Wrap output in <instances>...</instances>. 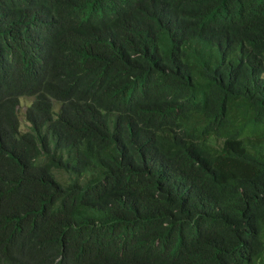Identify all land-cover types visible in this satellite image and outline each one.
Here are the masks:
<instances>
[{
  "label": "trees",
  "instance_id": "trees-1",
  "mask_svg": "<svg viewBox=\"0 0 264 264\" xmlns=\"http://www.w3.org/2000/svg\"><path fill=\"white\" fill-rule=\"evenodd\" d=\"M0 264H264V0H0Z\"/></svg>",
  "mask_w": 264,
  "mask_h": 264
},
{
  "label": "rangeland",
  "instance_id": "rangeland-1",
  "mask_svg": "<svg viewBox=\"0 0 264 264\" xmlns=\"http://www.w3.org/2000/svg\"><path fill=\"white\" fill-rule=\"evenodd\" d=\"M31 97H22L20 99V104L18 106V111H19V121H20V125H21V129L22 130H26L27 129V122L25 121L24 119V116H23V112L25 111L26 109V106L27 104L31 101ZM56 175L60 176L63 180H67L69 179V177L62 171H55Z\"/></svg>",
  "mask_w": 264,
  "mask_h": 264
}]
</instances>
